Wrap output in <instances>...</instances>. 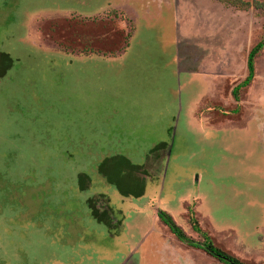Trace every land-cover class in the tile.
I'll return each mask as SVG.
<instances>
[{"label":"rangeland","instance_id":"rangeland-1","mask_svg":"<svg viewBox=\"0 0 264 264\" xmlns=\"http://www.w3.org/2000/svg\"><path fill=\"white\" fill-rule=\"evenodd\" d=\"M263 37L220 0H0V264H225L160 210L264 264V51L232 95Z\"/></svg>","mask_w":264,"mask_h":264},{"label":"trees","instance_id":"trees-1","mask_svg":"<svg viewBox=\"0 0 264 264\" xmlns=\"http://www.w3.org/2000/svg\"><path fill=\"white\" fill-rule=\"evenodd\" d=\"M223 2H228L242 9H249L252 6L258 9H264V0H255L253 3L249 0H220ZM264 51V37L254 45L249 53L248 58V74L246 78L240 82L232 91V95L236 101H240L242 97V91L249 87L256 76V58L261 52ZM97 216L101 220H105L108 223V217L104 212H97ZM160 218L170 226L171 231L176 234L183 242L189 244L190 246L201 248L205 250L210 255L217 258L220 262L225 264H247L243 262L240 258L232 255L230 252L224 250L223 248L217 246L213 238L202 229L199 221L191 213L190 222L193 229L198 232L199 239L189 236L183 228H181L172 218V216L164 210L159 211Z\"/></svg>","mask_w":264,"mask_h":264},{"label":"crops","instance_id":"crops-1","mask_svg":"<svg viewBox=\"0 0 264 264\" xmlns=\"http://www.w3.org/2000/svg\"><path fill=\"white\" fill-rule=\"evenodd\" d=\"M176 252L175 254H173V252ZM184 251V250H183ZM186 252V251H184ZM189 253L188 258L183 257V254H178L177 249L175 248H169V247H165V249L163 251H159V264H196L195 262H192L190 259L192 257H194L196 254L200 256L201 253H199L198 251H195V249H191L190 251H187V254Z\"/></svg>","mask_w":264,"mask_h":264}]
</instances>
